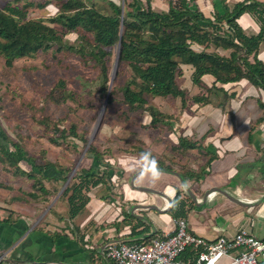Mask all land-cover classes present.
Masks as SVG:
<instances>
[{
    "label": "trees",
    "instance_id": "obj_1",
    "mask_svg": "<svg viewBox=\"0 0 264 264\" xmlns=\"http://www.w3.org/2000/svg\"><path fill=\"white\" fill-rule=\"evenodd\" d=\"M49 1L58 6L55 16L47 20L28 16L30 6H44ZM57 1L36 3L30 0H2L5 4L0 7V58L5 66L12 67L15 60L35 57L42 52L65 49L77 52L74 45L66 39V34L50 24L60 23L67 32H76L78 38H91L87 43L93 48L92 58L101 68L100 91L105 96L108 94V58L111 54L108 49L120 43L119 61L122 68L108 102L114 101L115 94L122 93L129 109L147 112V123L154 128L160 125L172 126V123L168 122L165 112L149 103L148 96L152 100L171 96L176 100L180 99L181 105L186 107L188 97L192 95L190 97L193 101L202 107L213 103L210 94L225 92L224 88L217 87V82L228 85L246 79L254 86L264 89V63L259 58L264 41V1L243 0L232 6L224 3V12L216 11L211 17L200 10L196 0H172L166 11L155 9L151 0L146 3L142 0H125V8L122 2L108 0L113 10L112 15L88 5L85 0ZM244 13H250L259 24L260 31L257 34H247L244 31L238 20ZM219 48L226 53L221 54ZM183 74H189L191 88L178 83V77ZM206 74L215 78L214 84L209 88L202 80ZM61 84L64 85L63 82ZM196 86L200 87L199 93L195 92ZM204 89L210 94L203 93ZM77 131L76 125L64 130L58 128L57 131L53 130L55 137L52 141L59 142L62 134L65 137L67 132L68 135L85 140L86 137ZM207 134L199 139L186 134L180 135L177 142L173 141L174 150L186 154L199 148L204 152L206 164L209 165L215 155L207 150L208 145L204 142ZM87 156L92 159L91 166L77 171L63 191L68 200L70 225L73 224V218L89 203V190L109 183L114 176L113 164L103 158L96 146L88 147ZM22 159L32 163L31 171L27 172L20 167ZM0 162L33 180L35 192L29 193L32 197L38 193V196L49 193L46 181L66 183L72 171L70 166L64 168L52 162L40 165L34 154L31 155L19 140L8 133L1 122ZM151 166L156 167L153 163ZM158 167L173 171L162 164ZM51 169L55 173L50 174L48 171ZM192 171L181 172L180 176L186 182L199 181L201 172ZM187 200L193 202L185 191L178 190L170 208L175 218L187 216ZM8 221L9 218L0 220ZM196 256L197 250L189 248L181 258L193 261Z\"/></svg>",
    "mask_w": 264,
    "mask_h": 264
},
{
    "label": "rangeland",
    "instance_id": "obj_2",
    "mask_svg": "<svg viewBox=\"0 0 264 264\" xmlns=\"http://www.w3.org/2000/svg\"><path fill=\"white\" fill-rule=\"evenodd\" d=\"M30 1L43 3L46 0ZM115 1L122 2L125 8V0ZM50 2L40 7L30 6L28 16L45 20L55 16L58 13V6ZM85 2L104 13L113 14L108 0ZM169 3L170 0H152V6L158 10L167 8ZM4 4L0 0V7ZM242 22L243 25L246 23L245 20ZM50 24L66 34V39L74 45L77 52L67 49L42 52L35 57L19 58L9 68L0 58V122L31 155L34 154L40 165L52 162L64 168L70 166L72 171L69 175L74 176L80 169L91 166L92 159L87 156V149L90 145L96 146L103 154V158L113 164L114 176L109 183L91 188L88 195L102 187L106 191L105 195L117 200L119 205H124L123 189L132 185L131 181L138 171L155 167L151 166L152 163L156 168L161 164L163 167L169 166L178 174L188 170L201 172L202 168L207 166L204 152L199 148L182 154L174 150L173 141L177 142L179 136L183 134L194 139L202 138L201 135L208 128L204 121L207 120L209 124L215 126L212 119L215 118L217 125L221 115L215 111L209 117L201 114L200 104L193 101L192 95H189L186 107L181 105L180 99L176 100L171 96L156 97L153 100L148 96L149 103L165 112L168 122L172 123V126L160 125L157 128L149 126L147 112L130 110L122 93L115 94L114 101L108 102L122 68L119 61L120 43L108 49L111 50L108 58V94L104 96L100 91L101 68L92 58L93 48L87 43L91 38L86 36L78 38L76 32H67L60 23ZM126 73L128 74L127 68ZM178 83L192 87L189 74L178 77ZM243 85L244 87H235L237 90L234 89L232 92L236 91L237 94L241 90L244 92L249 84ZM132 87L135 88V85ZM202 91L210 94L207 90ZM195 92H200L199 86L195 87ZM215 94H210L213 103ZM255 96L256 100L262 101L260 94ZM203 111L210 110L205 106ZM72 125H76L77 132L84 135L87 141L68 135V132L65 137L62 134L59 142L52 141L55 137L53 130L68 129ZM48 128L50 129L47 132ZM19 165L27 172L33 169L32 163L25 159L20 160ZM48 172L55 173L54 169ZM145 175L166 177L154 170L145 172ZM196 182L188 180L187 187L190 190L195 189ZM45 184L49 193L40 196L38 193L32 197L29 193L35 192L33 180L14 172L9 165L0 162V210L4 209L2 214L7 217L13 215V219H24L28 223V228L32 224L34 227L43 228L52 225L58 218L64 226L68 225V200L63 195L67 183L46 181ZM48 216L51 220H46ZM165 220L170 221V217L167 216ZM78 221L79 218L76 222ZM52 232L56 230L53 229ZM224 260L221 264L230 259ZM1 264L9 263L4 261Z\"/></svg>",
    "mask_w": 264,
    "mask_h": 264
},
{
    "label": "crops",
    "instance_id": "obj_3",
    "mask_svg": "<svg viewBox=\"0 0 264 264\" xmlns=\"http://www.w3.org/2000/svg\"><path fill=\"white\" fill-rule=\"evenodd\" d=\"M240 1L243 0H196L200 10L209 17L216 11L224 12V3L232 6ZM238 20L247 34L260 31L259 24L250 13H244ZM243 20L246 21L244 25ZM218 51L226 53L220 48ZM263 52L264 41L259 52L264 63ZM202 80L206 87L215 82L210 74L204 75ZM244 83L249 84L247 90L238 94L232 92L235 87H244ZM216 85L224 88L225 92L217 91L213 104L200 107V113L208 117L213 111L221 115L217 125L215 118L212 119L215 126L205 120L208 128L201 135L210 131L204 142L215 158L202 168L195 189L189 191L180 174L154 167L138 171L134 183L161 191L167 197L141 191L131 185L123 189L124 205H119L117 200L105 195L106 191L101 187L92 191L89 203L73 218L72 225L64 226L58 218L52 225L38 228L32 224L28 228L24 219H13V215L7 217L1 209L0 220L9 218V221L0 222V254L6 255L0 264L4 261L9 264H115L105 256L106 241L112 238L150 242L173 230L176 218L170 208L181 189L193 201L187 200L185 219L189 230L196 235L207 239L218 235L232 238L239 231L246 230L257 238H264V89L246 79L228 85L217 82ZM255 94H260L262 101L256 100ZM205 106L209 112L203 111ZM150 170L159 171L166 177L146 176L145 172ZM166 215L170 221L165 220ZM49 219L48 216L46 220ZM53 229L56 232H52ZM241 251L239 248L231 254L236 256ZM229 259L227 257V261Z\"/></svg>",
    "mask_w": 264,
    "mask_h": 264
},
{
    "label": "built area",
    "instance_id": "obj_4",
    "mask_svg": "<svg viewBox=\"0 0 264 264\" xmlns=\"http://www.w3.org/2000/svg\"><path fill=\"white\" fill-rule=\"evenodd\" d=\"M189 248L197 250L196 258L185 261L181 255ZM242 251L233 256L232 251ZM104 253L115 264H264V238H257L246 230L229 238L218 235L214 239L198 236L189 230L185 218H176L175 228L150 242H127L109 238ZM0 254V261L5 258Z\"/></svg>",
    "mask_w": 264,
    "mask_h": 264
},
{
    "label": "water",
    "instance_id": "obj_5",
    "mask_svg": "<svg viewBox=\"0 0 264 264\" xmlns=\"http://www.w3.org/2000/svg\"><path fill=\"white\" fill-rule=\"evenodd\" d=\"M150 169H154V167L150 168ZM156 169V168H155ZM72 176H70V178L68 179V181L66 183L69 182V180L71 179ZM135 179H136V176L132 179L131 181V184L133 187L137 188L138 190H141V191H145V192H151V193H156L158 195H161V196H166V194H164L163 192L161 191H158V190H155L153 188H150V187H145V186H137L134 182H135ZM188 188V187H187ZM188 190L190 191V189L188 188ZM192 193V192H191ZM152 208H155V209H159L158 206L156 205H151Z\"/></svg>",
    "mask_w": 264,
    "mask_h": 264
}]
</instances>
